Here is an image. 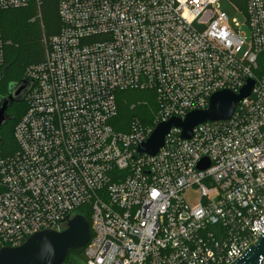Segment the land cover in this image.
Returning a JSON list of instances; mask_svg holds the SVG:
<instances>
[{
	"label": "built area",
	"instance_id": "2783aa9c",
	"mask_svg": "<svg viewBox=\"0 0 264 264\" xmlns=\"http://www.w3.org/2000/svg\"><path fill=\"white\" fill-rule=\"evenodd\" d=\"M43 0H0L2 14ZM56 0L59 32L31 66L17 150L0 159V249L90 219L87 264H232L264 232V0ZM34 20V19H33ZM254 81L227 121L155 156L137 155L159 123L204 110L211 96ZM148 93L156 110L119 132L120 94ZM135 104L132 105L134 107ZM206 160L209 166L198 170ZM196 188L198 203L183 194ZM85 218V217H84ZM86 219V218H85Z\"/></svg>",
	"mask_w": 264,
	"mask_h": 264
},
{
	"label": "water",
	"instance_id": "95a60500",
	"mask_svg": "<svg viewBox=\"0 0 264 264\" xmlns=\"http://www.w3.org/2000/svg\"><path fill=\"white\" fill-rule=\"evenodd\" d=\"M31 87L32 83L24 78L12 85L5 98L0 97V129L11 119L6 115L8 107L21 103ZM253 87L254 81L247 80L238 93L224 90L213 94L204 110L192 111L184 119L171 118L167 122L159 123L150 137L138 146L137 155H157L164 145L165 137L172 129L179 130L180 140L186 141L192 138L193 130L204 123L229 120L240 103L250 97ZM208 166V162L202 160L198 170ZM90 236L88 221L77 215L68 221L62 231H41L30 236L18 247L0 249V264H64L71 252L84 249ZM232 264H264V232Z\"/></svg>",
	"mask_w": 264,
	"mask_h": 264
},
{
	"label": "trees",
	"instance_id": "16d2710c",
	"mask_svg": "<svg viewBox=\"0 0 264 264\" xmlns=\"http://www.w3.org/2000/svg\"><path fill=\"white\" fill-rule=\"evenodd\" d=\"M36 16L37 11L33 6L9 10L2 14V37L7 43L4 49V64L0 67V96H7L12 85L25 78L29 67L43 62V38H50L59 32L56 0H43L40 19ZM25 110L24 100L8 107L6 114L11 119L0 129V159L16 152L13 131ZM155 110V106L150 105L147 92L127 91L120 94L119 114L111 124L117 131L127 132L128 121L131 118L138 117L141 122H145L151 118ZM84 217L90 221L87 215ZM79 253H84V250H76L70 254ZM67 261L68 257L64 262Z\"/></svg>",
	"mask_w": 264,
	"mask_h": 264
},
{
	"label": "rangeland",
	"instance_id": "374dc122",
	"mask_svg": "<svg viewBox=\"0 0 264 264\" xmlns=\"http://www.w3.org/2000/svg\"><path fill=\"white\" fill-rule=\"evenodd\" d=\"M218 9L224 12L228 17V26L234 28V25H238V30L247 35V40L250 38V30L245 23V16L243 12L230 0H220L218 2ZM5 98L6 96H0ZM11 114V110L9 112ZM7 115V114H6ZM183 199L189 205H195L198 203L199 194L196 188H190L183 194ZM87 258L84 253L70 254L68 255V261L64 264H87Z\"/></svg>",
	"mask_w": 264,
	"mask_h": 264
},
{
	"label": "flooded vegetation",
	"instance_id": "af4514ba",
	"mask_svg": "<svg viewBox=\"0 0 264 264\" xmlns=\"http://www.w3.org/2000/svg\"><path fill=\"white\" fill-rule=\"evenodd\" d=\"M14 105V104H13ZM13 105H11L10 107H12ZM8 110V109H7ZM6 113H7V111H6Z\"/></svg>",
	"mask_w": 264,
	"mask_h": 264
}]
</instances>
